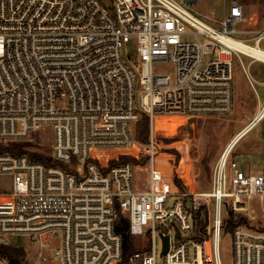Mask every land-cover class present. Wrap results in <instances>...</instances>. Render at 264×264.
Wrapping results in <instances>:
<instances>
[{"label": "built area", "instance_id": "built-area-1", "mask_svg": "<svg viewBox=\"0 0 264 264\" xmlns=\"http://www.w3.org/2000/svg\"><path fill=\"white\" fill-rule=\"evenodd\" d=\"M196 2L0 0V181L10 180L0 184V264H157L159 255L164 264H223L231 214L246 217L232 233L234 264H264V231L247 215L254 197L264 201V170L254 174L234 156L264 119V101L220 154L208 190L177 187L158 166L156 118L230 115L234 57L264 63V29L254 44L241 37L240 2L221 27L195 14L188 4ZM166 61L174 77L155 72ZM143 115L149 181L139 186L135 164L118 161L142 148L133 128ZM43 125L55 132L49 164L8 151ZM121 217L140 241L127 259Z\"/></svg>", "mask_w": 264, "mask_h": 264}, {"label": "rangeland", "instance_id": "rangeland-1", "mask_svg": "<svg viewBox=\"0 0 264 264\" xmlns=\"http://www.w3.org/2000/svg\"><path fill=\"white\" fill-rule=\"evenodd\" d=\"M232 0H197L196 3L188 5L200 18L206 22L221 27V22L228 13ZM245 8L246 20L240 24V29L245 33L241 34L250 44H254L258 33L264 29V0H236ZM134 45L128 46L130 49ZM264 48V42L262 43ZM131 53L134 51L132 49ZM135 56V54H134ZM158 74L170 75L174 77L176 66L171 61L160 62L154 65ZM249 75L255 80L256 89L249 83ZM233 90L234 109L228 116H210L199 119L164 117L154 120V128L161 129L155 133L157 161L160 169L166 177L175 182L177 187L187 191H206L210 188L212 175L216 162L231 141L248 124L255 112L258 110L260 102L264 101V63L252 61V59L242 56V60L234 57L233 60ZM243 92L244 104H237L239 92ZM139 98V96H138ZM236 104V105H235ZM256 110V111H255ZM150 119V118H149ZM244 121V124L239 123ZM245 125V126H244ZM138 127L134 126L133 134L137 137ZM151 135V121L149 126ZM236 133V134H235ZM235 134V135H234ZM234 135V136H233ZM233 136V137H232ZM55 142V132L52 125H43L39 132L35 133L31 140L22 143L28 154L41 156L49 159L53 151ZM140 142V141H139ZM150 142V139H149ZM140 142L142 148H138L130 154L128 159L135 164V182L139 186L143 182L149 181L148 157L144 147L149 143ZM176 156H175V155ZM236 161L249 167L254 174H260L264 170V119L236 145L234 150ZM180 171V177L175 174ZM185 174V176H184ZM176 177L179 179L176 181ZM186 177V179H185ZM0 184L8 186L9 179H4ZM174 198H170L168 205L171 206ZM247 215L254 217L253 228L264 231V201L259 197H254L247 203ZM241 221L246 222V217L231 214ZM227 217V220L231 218ZM226 220V223H227ZM202 223L206 224L204 221ZM225 223V227H226ZM135 249L139 248L140 241L134 239ZM28 243V239H24ZM221 257L223 264H234L233 261V237L232 233H225L221 242ZM157 264H164L161 256H158Z\"/></svg>", "mask_w": 264, "mask_h": 264}, {"label": "trees", "instance_id": "trees-1", "mask_svg": "<svg viewBox=\"0 0 264 264\" xmlns=\"http://www.w3.org/2000/svg\"><path fill=\"white\" fill-rule=\"evenodd\" d=\"M135 126L138 127V130L136 132L137 133V137H136L137 140L140 142H143V143L149 142V139H150V132H149L150 119H149V117L147 115H143L142 119ZM8 151L13 153L14 155H20V154L28 153L25 150L24 144H15L14 146L10 147L8 149ZM29 155L35 161H41L45 164H49V160L44 159L41 156H37L34 154L33 155L29 154ZM127 161H130V159H128V157L124 156V157H121L118 162L124 163ZM178 180L179 179L176 177V181H178ZM241 221L242 220H240L234 216H231V218L227 220L226 227H225V233H233L237 226L242 225L244 223V222L241 223ZM204 226H205V224L202 223L201 229H203ZM116 229H117V232L120 233L123 237L124 259H127L131 254H133L134 252L137 251V249H135V244L133 241L134 239L128 232L129 231L128 220L124 217H121V219L119 220V222L117 224ZM14 252H15V254H18V253L20 254V251H18V250H15ZM16 261H17V263H20L19 258H17Z\"/></svg>", "mask_w": 264, "mask_h": 264}, {"label": "bare ground", "instance_id": "bare-ground-1", "mask_svg": "<svg viewBox=\"0 0 264 264\" xmlns=\"http://www.w3.org/2000/svg\"><path fill=\"white\" fill-rule=\"evenodd\" d=\"M230 44L232 45V46H242L244 49H245V51H247L248 53H250L251 55H255V56H258L259 55V53L257 52V51H255L253 48H252V46H250V45H239L238 44V41L237 40H235V39H231L230 41ZM159 118H164V117H159ZM157 129H158V125H157ZM158 130H160V129H158ZM168 130V129H167ZM251 132V131H250ZM241 136L243 135V134H240ZM239 139V137H236V141Z\"/></svg>", "mask_w": 264, "mask_h": 264}, {"label": "crops", "instance_id": "crops-1", "mask_svg": "<svg viewBox=\"0 0 264 264\" xmlns=\"http://www.w3.org/2000/svg\"><path fill=\"white\" fill-rule=\"evenodd\" d=\"M237 104H239L240 106H242V104L245 105L244 100H243V92H241V91L238 93V96H237ZM235 105H236V104H235ZM255 111H256V110H255ZM255 114H256V112H255L254 114H252L253 117H254ZM239 123H241V124L243 123V124H244V121H240ZM245 125H247V124H245ZM245 125H244V126H245ZM240 130H241V128H240L236 133H238ZM236 133H235V134H236ZM235 134H234V135H235ZM234 135H233V136H234ZM233 136H232V137H233ZM237 145H238V144H237Z\"/></svg>", "mask_w": 264, "mask_h": 264}, {"label": "water", "instance_id": "water-1", "mask_svg": "<svg viewBox=\"0 0 264 264\" xmlns=\"http://www.w3.org/2000/svg\"><path fill=\"white\" fill-rule=\"evenodd\" d=\"M194 120L193 119H190V122H193ZM168 236L164 237V250H163V254L167 253L168 251ZM19 242H17L18 244Z\"/></svg>", "mask_w": 264, "mask_h": 264}]
</instances>
